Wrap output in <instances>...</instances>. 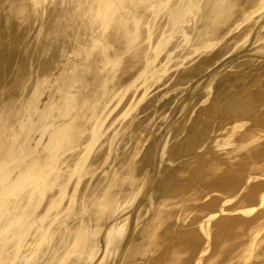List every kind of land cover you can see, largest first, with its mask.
<instances>
[{
	"label": "bare ground",
	"instance_id": "obj_1",
	"mask_svg": "<svg viewBox=\"0 0 264 264\" xmlns=\"http://www.w3.org/2000/svg\"><path fill=\"white\" fill-rule=\"evenodd\" d=\"M0 264H264V0H0Z\"/></svg>",
	"mask_w": 264,
	"mask_h": 264
}]
</instances>
